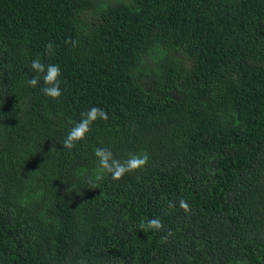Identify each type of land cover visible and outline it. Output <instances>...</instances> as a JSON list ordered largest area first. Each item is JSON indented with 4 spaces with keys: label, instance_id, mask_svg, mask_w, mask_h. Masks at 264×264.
Returning a JSON list of instances; mask_svg holds the SVG:
<instances>
[{
    "label": "trees",
    "instance_id": "trees-1",
    "mask_svg": "<svg viewBox=\"0 0 264 264\" xmlns=\"http://www.w3.org/2000/svg\"><path fill=\"white\" fill-rule=\"evenodd\" d=\"M0 264H264V0H0Z\"/></svg>",
    "mask_w": 264,
    "mask_h": 264
},
{
    "label": "clouds",
    "instance_id": "clouds-1",
    "mask_svg": "<svg viewBox=\"0 0 264 264\" xmlns=\"http://www.w3.org/2000/svg\"><path fill=\"white\" fill-rule=\"evenodd\" d=\"M66 43L71 44L73 48L78 46L77 41L69 38ZM52 45L49 43L46 46V54L51 53ZM31 69L36 73L31 77L27 83L30 87H37L43 74L44 87L41 88L42 93L52 99L59 100L62 96L61 90V68L58 64L45 65L39 59H34L31 62ZM82 119L72 127L63 141L64 149L71 150L78 142L86 139L91 132V126L98 120H107L108 114L105 110L99 107H91L86 112L81 114ZM95 156L98 158V167L100 173H110L113 180L122 179L127 173H131L144 168L148 163V155L144 154H130L129 157L123 161L117 159L110 149L96 148ZM97 179H102V175H98ZM173 207L175 205H172ZM179 207L186 213L191 211L190 205L183 199L179 201ZM142 230H162L164 228L163 222L158 218H152L142 222L140 225ZM171 235V232L168 233Z\"/></svg>",
    "mask_w": 264,
    "mask_h": 264
}]
</instances>
